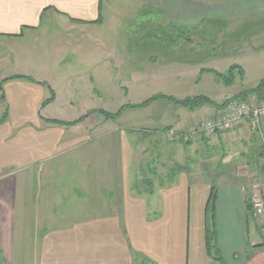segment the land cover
I'll list each match as a JSON object with an SVG mask.
<instances>
[{
	"label": "crops",
	"instance_id": "1",
	"mask_svg": "<svg viewBox=\"0 0 264 264\" xmlns=\"http://www.w3.org/2000/svg\"><path fill=\"white\" fill-rule=\"evenodd\" d=\"M141 2L144 12L154 17L151 23L143 24L142 31L143 38L154 37V44L140 49L147 50L143 59L154 68L151 77L183 74L184 78L191 80V88L199 91L191 98L205 96L217 104H225L255 88H247L245 66L249 62L252 66V61L255 63L259 56L256 50L264 46V0ZM109 17V7L105 9L104 0H0V38L19 41L21 48L27 39L40 41L42 30L54 33L67 26L70 31L84 28L89 38L98 42L99 29H105L103 26L107 20L109 25ZM162 22L168 23L176 36L194 37L197 33L210 39L204 37L207 42L202 39L205 42L203 47L193 56L166 55L161 35L168 31L162 27ZM221 36H227L229 43H224ZM212 39L214 43L210 42ZM99 42H102L101 37ZM236 42L248 45L239 48L235 46ZM209 44L212 47H207ZM109 54L102 57L99 64L105 65V72L111 67L109 71L112 73L117 59ZM157 61L159 66L153 67L152 63L157 64ZM177 66L188 69L182 72L183 69L179 70ZM167 67L170 69L166 70ZM233 67H239L241 71H232L234 82L230 85L210 72L215 70L225 75ZM31 78L13 77L7 82L8 96L4 93L9 100L10 111L4 122L0 119V264H264V236L252 217L250 207L254 185L260 186L264 198V172H249L250 177L259 182L252 184L249 196L246 195L247 189L235 181L236 178L232 180L223 175L216 179L194 170L182 171L169 179L164 177L167 179L165 183H155L150 190L134 189L131 165L136 158L135 149L141 154L139 148L142 145L127 137L130 129H120L124 146L130 153L126 155L123 171L125 186L119 184L118 177L112 183L116 187L108 192L105 182L113 177L112 173L95 172L93 167L95 177L88 183L91 189L90 207L86 208L88 216L65 217L60 213L65 206L64 201L58 205L59 198L55 202L46 199L42 204H35L32 198L30 201L32 180L51 174L55 164H73L69 173L78 185L82 179V164L113 162L112 155L98 160L94 159L96 154L82 157L86 145L102 148L98 142L104 139L107 146V138L112 134L109 118L105 116L107 112L84 109L82 113L87 115L82 122H65H77L73 126L42 122L50 119L37 116L38 110H43L42 105L55 87L47 81ZM93 89L92 95H107L103 85L99 88L95 84ZM74 90L78 92L76 86ZM83 91L91 97V90L84 87ZM162 101L153 102L143 109ZM170 105L171 102L165 100L163 104L154 106L155 119L145 129L160 136V132L168 127L187 128L215 117L224 108L217 109L213 105L182 108L174 115L169 110ZM17 115L21 117L18 119ZM89 128L94 131L95 139L85 132ZM157 137L155 135V139ZM222 137L223 141L233 138L238 143L255 140L248 126L236 136L226 134ZM139 159L137 157L140 164L147 161V158ZM244 161L245 158L241 157L234 162L240 169L245 167ZM107 164L106 171L109 169ZM19 181L25 185V198L20 201ZM97 185L101 186L100 197ZM213 186L217 197L211 209ZM77 188L71 191L74 199L79 200ZM45 191L48 190H43L46 196L48 193ZM28 227L36 229H32L23 241L20 238ZM209 230L214 234L211 243L207 239Z\"/></svg>",
	"mask_w": 264,
	"mask_h": 264
},
{
	"label": "rangeland",
	"instance_id": "2",
	"mask_svg": "<svg viewBox=\"0 0 264 264\" xmlns=\"http://www.w3.org/2000/svg\"><path fill=\"white\" fill-rule=\"evenodd\" d=\"M104 2L105 9L107 6L109 7L111 18L109 17V25L107 20V23L103 26L105 29H99L101 34H98V38L100 39L101 37L102 42H99V39H97L98 42L90 39L84 28L81 31H70L67 26H65V29L60 28L54 33L42 30L39 33L40 41L37 39L39 42L34 39H27L23 42V47L20 46L21 48H19V41L17 43L13 39L0 38V119L10 111L9 100L4 97L5 92L8 96L7 82L17 75L28 80L31 77L44 80L55 87V91L51 92L49 99L45 100V104L42 105L43 110H38L37 113V116L42 117V119L44 117L45 119H50L44 121L40 118L45 123L47 121L65 123L72 120L82 122L87 115L82 113L84 109H92V111L103 110L107 113L115 114L123 106L138 105L155 96L164 95L178 100H185L197 95V93L199 94V91L191 88L193 85L191 80L184 78L183 74H169L168 77L162 78L158 75L150 76L151 70L154 68L146 64L143 59L147 54V50L144 52L140 49H147L148 46L154 44V37L144 36L143 38L142 36L143 24L151 23L154 17L144 12L141 0H104ZM162 24V27L166 28H164L165 31H170L161 35L162 42H160L163 45V53L166 55L193 56L203 47L205 42H202V39L204 41H206L204 37L208 40L210 39L197 33L193 35L194 37H188L184 34L176 36L173 31L171 32V27L168 23L162 22ZM221 37L224 43H229L227 36ZM214 41L212 39L210 42L214 43ZM259 42L261 43V40ZM234 44L237 47L245 48L244 46L247 43L243 42L240 44L236 42ZM207 47L212 46L209 44ZM257 50L256 52L259 56L255 58V63L252 61V66L250 62L245 66L248 75L247 88H257L261 84L262 79H264V46ZM109 53H112L114 58L117 59L114 67H112V73L109 71L111 67L105 72V65L99 64L102 63L101 58ZM110 56L111 54L108 56L109 59L111 58ZM89 63H91V66H88ZM159 63V61H157V64L152 63V66L157 67ZM155 69L158 70L159 68ZM168 69L170 67L166 68V70ZM180 69H183L182 72H184V69L188 68L179 67ZM238 70L241 71V68L233 67L225 75L215 70L210 72L213 73L214 71L221 75L220 77L213 73L222 82L230 85L228 82L231 84L234 82L232 71L239 73ZM95 84L99 88L103 85L107 95L103 94L102 97L92 95ZM75 86L78 92L74 90ZM84 87H87L88 91L91 90V97L85 95L87 91H83ZM262 88L258 91H252L254 89L245 91L237 98L243 99L250 95L254 96L259 94ZM237 98L226 101L224 108ZM164 102L165 100L147 109H128L125 111L124 116H120L118 119L107 118L108 124L112 129L111 136L107 138V146L103 143L104 139L98 142L102 148H94L90 144L86 145V147H83L82 157L96 154L93 157L98 160L100 157H105V155H112L113 162L108 164L99 162L93 165L82 164V179L78 185L76 179L72 180L73 177L69 173L73 164H55L51 174L44 177L40 176V178L35 177L32 180L30 201L32 198L35 204H42L46 199L50 202H55L59 198L60 203L58 205L62 204V200L64 201L63 205L65 206L61 207L60 213L65 215V217L69 215L70 218L88 216L86 208L90 207L91 202V189L88 183L91 182V178L95 177V172L112 173L113 177L105 182L108 192L114 190L116 184L113 185L112 183L118 177H120L119 184L125 186L126 181L124 180L123 171L126 155H130V153L129 148L124 146L122 129H130L127 137L132 139L133 142L135 141L142 145L141 147L139 146L141 154L137 152V148L135 149L136 158L131 165V173L134 176L131 185L135 184L133 185L134 189L143 188L150 190L155 187V183H165L167 179L164 177L169 179L182 171L194 170L199 173H206V176H212L216 179L223 175L232 180L236 178L235 181L247 189L246 195L249 196V189H252V184L259 183L258 180L250 177L249 172H264V155L261 156L264 150L262 137L256 134L257 132L253 131L249 124L241 126L238 130H230L214 134L213 136L205 133H192L195 128L202 127L214 117L197 122L184 129L168 127L160 132L161 135L159 136L155 131L146 130L145 127L148 128L152 125L155 119L156 111L153 109L154 106H159V104ZM46 103L51 104H47L48 107H46ZM182 108L186 109V107L171 102L169 110L176 115ZM224 108L219 114L224 111ZM19 117L21 116L17 115L18 119ZM245 126L250 127L255 140H241L238 143L233 141V138H227L223 141L222 135L232 134L236 136V133ZM85 132L91 134L92 138L95 139V133L92 128ZM102 132L105 135V131ZM170 132H173V134L169 135ZM155 135H158L157 139H155ZM218 136L220 137L216 138ZM236 138L239 139L238 137ZM137 157L141 158L139 160L147 158V161L140 164ZM241 157L245 158L244 164L242 163L245 167L243 166L239 169V166L234 161H238ZM225 161L226 163H224ZM106 164L109 168L108 171L105 169L107 167ZM56 166L60 167L56 168ZM93 167L96 170L95 172H93ZM19 185L18 201L25 198V185L22 181H19ZM69 185L73 187L71 190L79 188H77V192H80L79 200L77 198L74 199L72 191L68 189ZM44 188L48 190L45 191V193H48L46 196L43 192ZM96 188L99 193L101 186L97 185ZM21 192L23 194H20ZM98 196L100 197V193ZM22 213L25 215V212ZM27 229L20 238L23 241H26L28 234L36 227H28Z\"/></svg>",
	"mask_w": 264,
	"mask_h": 264
},
{
	"label": "built area",
	"instance_id": "3",
	"mask_svg": "<svg viewBox=\"0 0 264 264\" xmlns=\"http://www.w3.org/2000/svg\"><path fill=\"white\" fill-rule=\"evenodd\" d=\"M237 99L230 102L221 114H217L202 127L195 128L192 133H205L213 136L230 130H238L241 126L249 124L264 142V85L259 94ZM172 134L173 132H170L169 135ZM253 190L251 214L264 236V198L259 185H254Z\"/></svg>",
	"mask_w": 264,
	"mask_h": 264
},
{
	"label": "trees",
	"instance_id": "4",
	"mask_svg": "<svg viewBox=\"0 0 264 264\" xmlns=\"http://www.w3.org/2000/svg\"><path fill=\"white\" fill-rule=\"evenodd\" d=\"M100 21L101 20H99L98 22H100ZM213 73L217 74L214 71H213ZM217 76L221 77V75H219V74H217ZM228 83L230 84V82H228ZM263 85H264V81L261 82V84L257 88L252 90V91L260 90ZM161 100L170 101V102H172L174 104L181 105L183 107L191 108V109L200 108V107L205 106V105H213L217 109H221V108H223L225 106V104L219 105V104L215 103L214 101H212L211 99L206 98L204 96H199V97H195V98H188V99H185V100H178V99H176L174 97L160 95V96H155V97H152L150 99H147L146 101H144L143 103L138 104V105L123 106L117 113H115V114L105 113V116L107 118H111V119H118L123 114V112L128 110V109H143V108L147 107L148 105H150L151 103L156 102V101H161ZM7 118H8V114L6 113L2 117L1 122H4ZM51 123L57 124L59 126H73L77 122L64 123V122H59V121H51ZM262 155H264V150L262 151L261 156ZM216 197H217L216 196V187L213 186L212 187V191H211V198H210L211 209L214 207L213 204H214V202L216 200ZM250 207H251V205H250ZM213 235H214L213 232H211V230H209L208 237H207L209 243L212 242V240L214 238Z\"/></svg>",
	"mask_w": 264,
	"mask_h": 264
}]
</instances>
